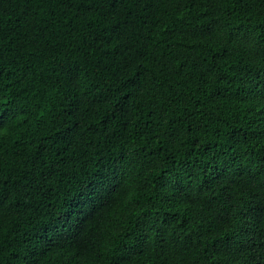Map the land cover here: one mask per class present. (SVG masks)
Listing matches in <instances>:
<instances>
[{
  "label": "trees",
  "instance_id": "trees-1",
  "mask_svg": "<svg viewBox=\"0 0 264 264\" xmlns=\"http://www.w3.org/2000/svg\"><path fill=\"white\" fill-rule=\"evenodd\" d=\"M0 264H264V0H0Z\"/></svg>",
  "mask_w": 264,
  "mask_h": 264
}]
</instances>
